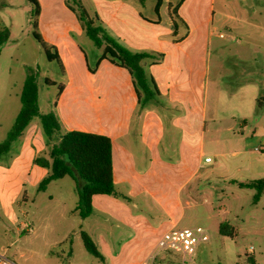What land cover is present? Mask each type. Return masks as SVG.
<instances>
[{"label": "rangeland", "instance_id": "obj_1", "mask_svg": "<svg viewBox=\"0 0 264 264\" xmlns=\"http://www.w3.org/2000/svg\"><path fill=\"white\" fill-rule=\"evenodd\" d=\"M67 1L65 4L64 0H40L41 13L35 17L29 0H0V30L7 28L10 32L9 41L0 53V143L7 139L21 109L20 94L28 67L37 75L42 113L53 111L59 100L58 87L46 85L45 79L58 85L67 82L58 63L48 61L33 36L34 30L49 44L73 41L78 55L65 61L74 82L86 81L87 68L98 67L103 49L94 45L84 29L79 33L77 26L82 23L78 8ZM78 1L93 17L97 7L94 0ZM133 1L138 2L142 15L153 16L156 0ZM245 4L259 12L251 11V19L228 20L236 29L223 25L217 7L214 33L209 36L194 33L188 41L201 48L194 51L176 44L169 48L170 60L179 58L185 64L195 61L207 66L203 162L214 165V170L209 173V179L207 175L196 179L190 194L187 193L190 187L182 193L188 203L182 208L178 226L202 227L210 236L208 241L198 244L192 259L186 256L188 261L183 263L182 253L159 250L156 242L160 233H145V221L155 226L165 214L157 198L149 197L147 203L140 196L128 199L103 195L112 200L106 204V211L97 210L83 219L76 212L78 193L74 179L66 176L54 180L45 191H39L38 186L46 177L38 173L39 169L30 170L25 176L22 172L10 175L0 172L1 253L16 264H140L144 259L150 264L154 261L169 264V260L174 264H264V193L256 202L255 189L242 188L222 178L225 172L238 182L264 177V0H247ZM164 18L159 27L143 33L154 38L159 34L173 41L172 36H167V15ZM178 27L177 37H181L186 29L182 24ZM99 75L112 74L102 68ZM158 111L164 124L161 155L170 157L168 163H176L183 152L182 133L169 125L174 115L171 109ZM34 126L39 128L45 142L48 141L36 118L2 157L0 165H10L24 142L32 139L30 132ZM27 148L29 158L36 148ZM233 152H237L236 156ZM205 157L211 161L206 163ZM146 165V162L138 164L140 169ZM45 170L51 173L50 169ZM160 176L159 184L166 187L169 170ZM129 189L118 186L117 193ZM223 222H229L234 228V236L220 234ZM83 231L92 238L103 260L86 249Z\"/></svg>", "mask_w": 264, "mask_h": 264}, {"label": "crops", "instance_id": "obj_2", "mask_svg": "<svg viewBox=\"0 0 264 264\" xmlns=\"http://www.w3.org/2000/svg\"><path fill=\"white\" fill-rule=\"evenodd\" d=\"M94 2L97 4L94 14L98 15L113 36L131 50L164 54L160 61L149 59L144 62L146 71L153 77L160 95L156 100L144 103L143 98H138L129 72L107 60L99 61L95 70H88L86 81L74 82L69 76L65 59L77 57L79 51L76 47V50L74 49L73 41L68 40L53 44L59 50L67 79L53 111L60 118L62 133L81 130L104 134L111 138L116 190L118 186H126L130 188L129 191L120 192L121 195L134 198L140 196L147 203L149 197L159 200L164 207V216L155 226L145 221L143 228L146 234L160 233L158 236L160 238L166 230L179 226V215L184 204L188 203L182 198V193L188 191L187 187H190L187 192L190 194L195 187L192 186L194 181L205 175L208 177L214 170V165L207 166L203 162L204 99L207 91L204 79L207 66L195 61L185 64V61L179 58L170 60L169 48L175 44L185 45L188 50L194 51L201 48L200 45L196 43L191 45L188 41L194 33L206 36L214 33L217 29L215 25L217 7L220 10L218 18L225 27L232 30L236 29V25L228 20L251 19V11L255 14L259 11L246 5L247 0H185L179 9V15L187 23L189 33L183 41L175 43L159 34L154 38L143 33V30L149 31L159 27L167 15L169 27L167 36L172 35L175 27L168 14V0H163L159 10V21L156 20V2L152 6L151 17L142 16L138 2L133 0ZM64 3L66 4V0ZM217 4L219 6H216ZM77 28L79 33L83 31L80 23ZM102 68L109 70L112 75L109 77L99 75ZM161 108L174 112L168 121L169 125L182 133L183 152L176 163H168L167 158L170 157L161 155L160 142L164 136V124L158 111ZM39 131L36 126L32 128L30 132L32 139L24 142L21 152L12 159L10 165H0L1 173L10 175L22 172L25 176L30 170L37 172L39 169L38 173H41V176H48L46 168L34 164L36 154L47 155L46 142ZM27 147L36 148L35 152H30L29 158L26 157ZM236 153L233 152V155L236 156ZM140 162H146V167L140 169L138 166ZM29 163H32L33 167H28ZM166 170L170 172V179L167 186L163 187L159 184V179L161 172L166 173ZM222 175L223 180L229 179V182L233 180L232 177H228L230 174L227 172ZM156 189L158 191H155ZM110 201L103 195H95L92 200L93 213L102 209L105 212L104 208ZM169 262L174 264L171 260ZM140 264L150 263L144 259ZM151 264L161 263L154 261Z\"/></svg>", "mask_w": 264, "mask_h": 264}, {"label": "trees", "instance_id": "obj_3", "mask_svg": "<svg viewBox=\"0 0 264 264\" xmlns=\"http://www.w3.org/2000/svg\"><path fill=\"white\" fill-rule=\"evenodd\" d=\"M184 1L168 0V14L175 27L171 36L175 43L183 41L189 33L187 23L179 15V9ZM29 2L34 6L35 17L39 16L41 13L40 0H29ZM67 2L77 6V15L85 33L96 47L103 49L100 61L107 60L113 65L126 69L133 79L138 98H143L144 103L156 100L160 93L153 77L147 73L144 62L149 59L160 61L164 58V54L131 50L120 39L109 32L97 14L91 17L78 0H68ZM162 4L163 0H156L155 12L157 21L160 20L159 10ZM69 7H71L70 4ZM180 24L185 27L186 32L181 37H177L180 34L178 30ZM33 25L36 28V20ZM33 36L42 47L48 61L57 62L61 68L62 75L65 76L66 71L58 48L46 42L36 30H34ZM9 38V30L7 28L1 29L0 53L1 48L9 41ZM88 70L91 71L89 67ZM27 71L28 74L20 94L21 109L7 139L0 143V160L10 152L12 145L22 137L34 119L38 118L42 130L48 138V141H46L47 155L36 156L34 164L51 171L40 182L39 191H45L54 180L71 176L77 184L78 205L76 212L83 219L88 218L93 213L92 200L95 195H115L129 199L126 195L118 194L116 190L111 138L104 134L81 130H70L62 133L59 116L54 111L48 113L40 111L37 75L31 67H28ZM45 83L48 86L58 87V97H60L65 88L64 83L58 85L49 78L45 79ZM54 139L56 140L54 141ZM231 183L238 184L242 188L255 189L254 199L256 202L261 199L264 193V177L244 182L232 180ZM219 232L223 236L232 237L235 231L229 222H223L220 225ZM82 239L86 249L103 260L101 252L85 231L82 232Z\"/></svg>", "mask_w": 264, "mask_h": 264}, {"label": "built area", "instance_id": "obj_4", "mask_svg": "<svg viewBox=\"0 0 264 264\" xmlns=\"http://www.w3.org/2000/svg\"><path fill=\"white\" fill-rule=\"evenodd\" d=\"M222 36V35H221ZM210 162V158L205 159ZM210 238L207 231L202 227L170 228L166 230L158 239L157 246L159 250L173 251L184 255L183 263H186L189 256L192 259L196 247L201 242H206ZM0 264H16L10 260L4 253L0 252Z\"/></svg>", "mask_w": 264, "mask_h": 264}]
</instances>
